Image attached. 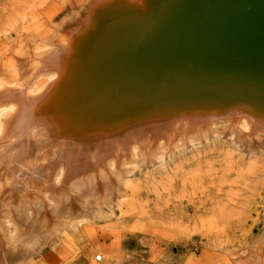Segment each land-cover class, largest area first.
Returning <instances> with one entry per match:
<instances>
[{
  "label": "bare ground",
  "instance_id": "bare-ground-1",
  "mask_svg": "<svg viewBox=\"0 0 264 264\" xmlns=\"http://www.w3.org/2000/svg\"><path fill=\"white\" fill-rule=\"evenodd\" d=\"M216 135L264 145V0H84L5 46L2 260L101 216L137 167ZM227 252L264 264V238Z\"/></svg>",
  "mask_w": 264,
  "mask_h": 264
},
{
  "label": "rangeland",
  "instance_id": "rangeland-1",
  "mask_svg": "<svg viewBox=\"0 0 264 264\" xmlns=\"http://www.w3.org/2000/svg\"><path fill=\"white\" fill-rule=\"evenodd\" d=\"M82 2L0 0V52L48 35ZM210 138L137 167L101 216L64 226L23 254L2 260L0 252V264H228L227 251L264 238V145Z\"/></svg>",
  "mask_w": 264,
  "mask_h": 264
},
{
  "label": "built area",
  "instance_id": "built-area-1",
  "mask_svg": "<svg viewBox=\"0 0 264 264\" xmlns=\"http://www.w3.org/2000/svg\"><path fill=\"white\" fill-rule=\"evenodd\" d=\"M96 259L100 260L101 259V255H97Z\"/></svg>",
  "mask_w": 264,
  "mask_h": 264
}]
</instances>
